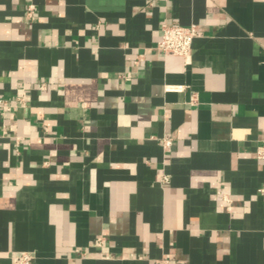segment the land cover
Masks as SVG:
<instances>
[{"label": "crops", "instance_id": "obj_1", "mask_svg": "<svg viewBox=\"0 0 264 264\" xmlns=\"http://www.w3.org/2000/svg\"><path fill=\"white\" fill-rule=\"evenodd\" d=\"M164 24L203 33L188 63ZM23 253L264 264V0H0V264Z\"/></svg>", "mask_w": 264, "mask_h": 264}, {"label": "built area", "instance_id": "obj_2", "mask_svg": "<svg viewBox=\"0 0 264 264\" xmlns=\"http://www.w3.org/2000/svg\"><path fill=\"white\" fill-rule=\"evenodd\" d=\"M29 16L32 15V10L29 11ZM203 33L196 25L188 27L183 26H169L164 24L162 26V38L158 44L159 50L164 54L183 58L186 63L191 60L193 44L195 40L202 38ZM169 91H180V88H169ZM174 141L172 139H164L163 146L165 150H170L173 147ZM35 261L33 253H23L21 255L13 256V264H32ZM160 264H170L168 260H162Z\"/></svg>", "mask_w": 264, "mask_h": 264}]
</instances>
